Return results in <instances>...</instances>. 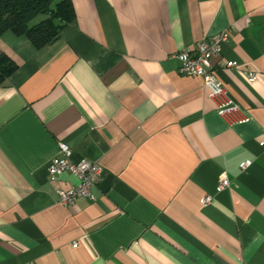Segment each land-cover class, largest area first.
<instances>
[{
    "label": "crops",
    "instance_id": "0c3cea01",
    "mask_svg": "<svg viewBox=\"0 0 264 264\" xmlns=\"http://www.w3.org/2000/svg\"><path fill=\"white\" fill-rule=\"evenodd\" d=\"M72 1L55 43L0 37L18 65L0 86V264H264V0ZM228 29L214 65L259 74L218 70L244 123L173 57ZM61 142L104 169L95 201L60 203L78 183L49 175Z\"/></svg>",
    "mask_w": 264,
    "mask_h": 264
},
{
    "label": "built area",
    "instance_id": "2783aa9c",
    "mask_svg": "<svg viewBox=\"0 0 264 264\" xmlns=\"http://www.w3.org/2000/svg\"><path fill=\"white\" fill-rule=\"evenodd\" d=\"M231 29L225 30L220 34L203 38L197 46V50L185 49L173 55L179 62V73L186 76H194L202 79L204 87L208 91L209 98L215 103L216 110L222 118H232L233 122L244 123L250 118L242 114L239 103L229 94L226 86L221 80L218 70L236 69L240 71L247 82L250 84L258 80V72L244 68L237 60H226L218 65H214L213 60L221 56L223 46L228 43ZM264 148V141L260 142ZM73 150L69 144L61 142L59 144V155L53 158L49 164L48 172L52 180L57 176L68 172L73 174L77 180V185L68 190L59 188L60 203L65 206H71L80 199H89L95 201L93 190L102 182L104 169L96 162L83 158L80 161H74ZM249 163L241 164V170H246ZM230 182L227 176H223L219 184V190L229 186ZM211 200L210 196L203 199L207 204ZM73 248L78 247V243L72 244Z\"/></svg>",
    "mask_w": 264,
    "mask_h": 264
},
{
    "label": "trees",
    "instance_id": "16d2710c",
    "mask_svg": "<svg viewBox=\"0 0 264 264\" xmlns=\"http://www.w3.org/2000/svg\"><path fill=\"white\" fill-rule=\"evenodd\" d=\"M72 0H0V37L12 32L28 39L37 49L61 38L62 30L76 22ZM18 69L6 54H0V86Z\"/></svg>",
    "mask_w": 264,
    "mask_h": 264
}]
</instances>
